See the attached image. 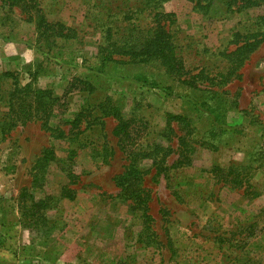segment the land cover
Returning a JSON list of instances; mask_svg holds the SVG:
<instances>
[{"label":"rangeland","instance_id":"obj_1","mask_svg":"<svg viewBox=\"0 0 264 264\" xmlns=\"http://www.w3.org/2000/svg\"><path fill=\"white\" fill-rule=\"evenodd\" d=\"M197 1L0 0V128L16 122L0 135V264H264V36L238 66L222 55L263 30L264 6ZM154 7L180 69L102 63L105 21L124 42V13L152 26Z\"/></svg>","mask_w":264,"mask_h":264},{"label":"trees","instance_id":"obj_2","mask_svg":"<svg viewBox=\"0 0 264 264\" xmlns=\"http://www.w3.org/2000/svg\"><path fill=\"white\" fill-rule=\"evenodd\" d=\"M201 1H209L210 3L206 5H202ZM213 0H198L196 2V6L201 9H207L210 7L211 2ZM227 4V10H231V6H235L236 4H239L238 8H245L250 6H264V0H223ZM156 7H154V15L153 20L155 22V25L152 26H146V27H140L138 23V18H135L134 15L137 13H141L143 11L142 8L136 9L135 11H131V9L127 10V12L124 13L123 19L128 22L126 25L127 34L123 37L124 42H120L121 40L116 37L118 28H114L112 26V21L106 20L105 24H111V26H106L105 29V35L106 39L105 41L99 45L98 47V55L101 56V62H123V58H127L129 62L131 63H146L150 61L151 59H157L161 62L162 65L166 66L169 69H180V63L177 61V54H176V44L174 43L173 35L169 32V30L166 28L163 18H168L171 20L170 15L163 14L161 11H156ZM239 9H236L237 11ZM234 11V10H233ZM112 18V16H110ZM259 19H261L263 30L257 31L254 33H247L245 35H241L240 33H236L233 37L232 42H235L237 38H245V39H253L250 42H246L245 44L241 45L234 51L228 52V53H222V55L232 64L235 66H238L241 64V55H247L250 53V51L254 50L255 47L258 45L259 41L256 39L260 36H264V15L261 16ZM172 23L174 21H171ZM51 25V24H50ZM56 27L60 29H65V27L61 24H54ZM54 25H51L54 27ZM128 27V28H127ZM68 30V29H67ZM70 31V30H69ZM136 33V35H135ZM60 36L64 38H68L67 35H64V33H60ZM136 36V37H135ZM140 36V38L137 39V37ZM135 37L134 40L132 38ZM264 38V37H262ZM114 57H119L120 59H115ZM26 91H29L28 86L24 88V90H17L14 89L13 92V99H10V102L13 100V107L11 106L9 111L11 113H15L16 120H22L24 118H27L30 113H25V109L28 104H26L25 95ZM34 95L35 100L38 101L39 107H42L43 110L47 111V107L51 105L52 102L55 101V99H52L49 94L42 90H33L32 93ZM28 95V94H27ZM48 98V100L45 103H42V101L45 100V98ZM16 103H21L18 108L17 112L14 110V105ZM42 103V104H41ZM115 110V109H114ZM112 116L115 118H118V114L116 111L111 112ZM14 118V119H15ZM172 119V118H171ZM118 125L115 127L113 134L119 135L124 132L125 128H127L126 121H123L122 119H118ZM16 122H10L6 123L3 122L2 127L0 128V135L3 136L6 130L9 132L8 128H11ZM57 138H62V133H59L57 135ZM47 151V150H46ZM53 153L48 150L45 152L44 156L41 161V168L46 165V160L52 155ZM53 158V157H52ZM137 171L133 168L129 169L127 173L124 175V177H121L122 184L127 183L124 187H122V190L124 194L127 197L135 196L138 194V177L136 176ZM70 176V175H68ZM36 182V180H35ZM34 182V185H35ZM60 197L67 200H74L75 193L72 190L69 189H62ZM137 197V196H135ZM148 215H145V222L148 220Z\"/></svg>","mask_w":264,"mask_h":264}]
</instances>
